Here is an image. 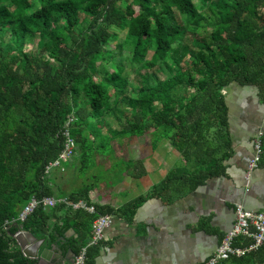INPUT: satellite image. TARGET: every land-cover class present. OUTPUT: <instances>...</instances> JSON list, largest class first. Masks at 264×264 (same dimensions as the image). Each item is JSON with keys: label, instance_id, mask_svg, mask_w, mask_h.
Segmentation results:
<instances>
[{"label": "trees", "instance_id": "16d2710c", "mask_svg": "<svg viewBox=\"0 0 264 264\" xmlns=\"http://www.w3.org/2000/svg\"><path fill=\"white\" fill-rule=\"evenodd\" d=\"M35 36L34 48L25 49ZM124 45L137 63L131 70L147 68L140 79L113 62ZM231 82L256 86L264 103V0H0V264H37L16 244L20 224L45 237V245L77 254L97 214L131 215L144 197L117 209L97 205L92 213L65 203L40 205L20 221L33 196L92 204L90 186L55 188L46 169L66 129L75 143L67 161L80 159L82 172L95 163L97 140L107 146L149 131L167 136L186 162L194 161L193 174L183 176L190 188L222 173L219 153L230 145L222 90ZM262 146L263 162L264 134ZM70 228L76 235L66 236ZM96 244L87 246L82 264H93ZM220 262L264 264V241Z\"/></svg>", "mask_w": 264, "mask_h": 264}, {"label": "crops", "instance_id": "0c3cea01", "mask_svg": "<svg viewBox=\"0 0 264 264\" xmlns=\"http://www.w3.org/2000/svg\"><path fill=\"white\" fill-rule=\"evenodd\" d=\"M235 84L238 87L233 86L231 94L226 91L228 86L222 90L229 123V137L225 139L230 143L219 153L223 172L207 177L201 184L190 188L183 179L185 174H193L194 161L186 162L167 136L156 137L149 131L114 138L107 147L97 140L93 145L96 151L111 148L112 151L111 155L96 152L95 163L87 169H95L92 174L80 171L77 168L80 159L75 164L72 158L68 165L74 164L73 173L70 170V175L65 174L64 166L61 173L53 175L58 178L55 188L64 190L73 184L78 188L90 186L89 199L94 206L117 209L144 196L131 215L107 213L111 221L102 242L94 246L97 252L93 264H202L231 227L235 203L264 211V161L261 160L249 181L245 179L255 134L264 132V103L256 86ZM112 157L114 160L110 162ZM112 163L121 165L125 171L111 180L107 172ZM100 165L106 171L104 177L96 174ZM171 171L177 173L174 181L162 188L161 183ZM153 188L155 194H150ZM69 235H76L72 228L66 233ZM15 239L17 245L32 244L27 234H21L20 242ZM47 247L54 251L52 263L39 259L37 264L71 262L70 249L61 253L56 244L49 243Z\"/></svg>", "mask_w": 264, "mask_h": 264}, {"label": "built area", "instance_id": "2783aa9c", "mask_svg": "<svg viewBox=\"0 0 264 264\" xmlns=\"http://www.w3.org/2000/svg\"><path fill=\"white\" fill-rule=\"evenodd\" d=\"M74 120V115H69L65 122L68 126ZM65 140L63 147L58 154V157L47 164L46 169L52 167H60L63 169L61 161H67L75 153V143L68 135V130L64 132ZM263 131H258L253 139V154L247 162L245 170V179H251L253 171L259 166L262 154V138ZM57 203H65L74 209H84L88 212H95V207L86 201L79 199L75 202H70L66 197L57 196H42L40 198L32 197L30 201L22 208L18 215L20 221H23L26 216L31 213L37 206H52ZM111 216L107 213L99 214L92 222V233L88 243L80 248L77 254L73 255L69 264H82L86 257V249L88 245L96 244L103 239L104 230L109 225ZM22 234V230L16 233ZM14 234V236H15ZM264 241V211L250 210L245 208L242 203L234 204V220L231 227L222 235L216 248L210 256L204 260L202 264H218L220 261L230 256H243L253 250H256Z\"/></svg>", "mask_w": 264, "mask_h": 264}, {"label": "rangeland", "instance_id": "374dc122", "mask_svg": "<svg viewBox=\"0 0 264 264\" xmlns=\"http://www.w3.org/2000/svg\"><path fill=\"white\" fill-rule=\"evenodd\" d=\"M133 8H135V7H133ZM203 12L206 14V15H211V10L209 9V8H205L204 10H203ZM120 33L117 35L118 37H119V39L121 40L123 37H124V35H123V33H124V31H119ZM38 36H35V37H32V38H27L26 39V41H25V49H31V48H34V46H35V43H36V41L38 40ZM114 43L115 42H113L111 45H109L111 48H113V45H114ZM122 49H123V51H125L124 52V54H122V55H115V58H114V63L115 64H118V65H123L124 66V68H125V73H127L128 74V76H129V78L132 80V79H140V73L141 72H144L145 70H147V68H139L138 70H136V72H133L131 69L133 68V67H135L136 65H137V63L136 62H134L132 59H131V50H130V48H128V46L127 45H124V46H122ZM173 55V52H171L170 54H169V56L167 57V60L168 61H170L171 60V57L170 56H172ZM147 57L149 58L150 57V53H148V55H147ZM109 65L110 64H107V66L109 67ZM151 71V69L149 70V71H147V72H150ZM160 77H162L163 76V74L162 73H160ZM164 76H165V73H164ZM232 84V85H231ZM230 85V86H229ZM228 87L226 88V91L228 90L229 91V93L231 94L232 93V90H233V86H237L238 87V85H236L235 84V82L234 83H230V84H228L227 85ZM225 90V89H224ZM112 125H116L115 124V120H113V122H112ZM104 131H106V129L104 128ZM133 137V136H132ZM105 147H107V146H105ZM111 151H112V148L110 149V150H104V149H100V152L101 153H105V154H109V155H111ZM113 160H114V157H112L111 158V160H110V162H113ZM63 165L65 166V168H66V171L64 172L65 174H68V175H70V170H75L74 169V164H69L68 165V161H66V162H64L63 163ZM68 165V166H67ZM117 166V167H116ZM99 170L97 171L98 173H96V174H98L100 177H104V173L106 172L104 169H103V166L102 165H100L99 167ZM59 168L58 167H53V168H51V171H50V173H51V175H50V178H51V180L54 182V183H57V179L58 178H54L53 177V175L55 174V173H61V171H59L58 170ZM110 169V171L109 172H107V173H109V178H111V180L112 179H115V178H117V177H120L121 176V174L123 173V171H125V169L124 168H122L121 169V165H119L118 166V164H116V165H114V163H112L111 164V167L109 168ZM73 170H72V173H73ZM58 171V172H57ZM93 173V172H95V169H91L90 171H86L85 173ZM89 178H90V175H89ZM55 179V180H54ZM82 180H84V178H82ZM108 184V183H107ZM55 187V186H54ZM78 187L76 186V184H73V185H70V187L68 188V189H64V191H70V190H75V189H77ZM129 193H131V196H133V192L131 191V192H129ZM27 236H28V238H29V234H27ZM14 237H16V238H18V240H19V242L21 241V234H15V236Z\"/></svg>", "mask_w": 264, "mask_h": 264}, {"label": "water", "instance_id": "95a60500", "mask_svg": "<svg viewBox=\"0 0 264 264\" xmlns=\"http://www.w3.org/2000/svg\"><path fill=\"white\" fill-rule=\"evenodd\" d=\"M20 229L22 230V233L24 235L29 234V239L32 240L31 243L33 246L31 250L28 245L19 244L20 250L23 252V254L29 258H33L36 260L45 259V260H48L50 263H52L51 259H52V255L54 254V251L51 248L47 247V245H45V237L36 238L31 233L24 230L21 224H20ZM42 246L44 247L40 250ZM72 253L74 255L73 251Z\"/></svg>", "mask_w": 264, "mask_h": 264}, {"label": "bare ground", "instance_id": "6f19581e", "mask_svg": "<svg viewBox=\"0 0 264 264\" xmlns=\"http://www.w3.org/2000/svg\"><path fill=\"white\" fill-rule=\"evenodd\" d=\"M29 248L32 250V248H33L32 244H31V245H29Z\"/></svg>", "mask_w": 264, "mask_h": 264}, {"label": "clouds", "instance_id": "9594fccd", "mask_svg": "<svg viewBox=\"0 0 264 264\" xmlns=\"http://www.w3.org/2000/svg\"><path fill=\"white\" fill-rule=\"evenodd\" d=\"M19 246V248H20V245H18Z\"/></svg>", "mask_w": 264, "mask_h": 264}]
</instances>
